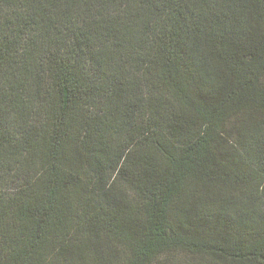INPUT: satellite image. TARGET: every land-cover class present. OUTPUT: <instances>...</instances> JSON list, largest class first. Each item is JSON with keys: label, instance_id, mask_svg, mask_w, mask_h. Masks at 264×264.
I'll use <instances>...</instances> for the list:
<instances>
[{"label": "trees", "instance_id": "trees-1", "mask_svg": "<svg viewBox=\"0 0 264 264\" xmlns=\"http://www.w3.org/2000/svg\"><path fill=\"white\" fill-rule=\"evenodd\" d=\"M0 264H264V0H0Z\"/></svg>", "mask_w": 264, "mask_h": 264}]
</instances>
